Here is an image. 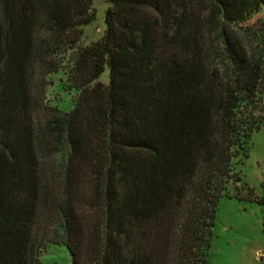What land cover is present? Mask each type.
<instances>
[{
  "label": "trees",
  "instance_id": "16d2710c",
  "mask_svg": "<svg viewBox=\"0 0 264 264\" xmlns=\"http://www.w3.org/2000/svg\"><path fill=\"white\" fill-rule=\"evenodd\" d=\"M109 2L80 47L91 0H0V264L48 244L73 264H208L264 126V39L244 27L264 0ZM71 50L74 109L42 121L35 77Z\"/></svg>",
  "mask_w": 264,
  "mask_h": 264
},
{
  "label": "rangeland",
  "instance_id": "374dc122",
  "mask_svg": "<svg viewBox=\"0 0 264 264\" xmlns=\"http://www.w3.org/2000/svg\"><path fill=\"white\" fill-rule=\"evenodd\" d=\"M109 7V0H91L93 19L82 27L80 47L102 39ZM249 18L244 23V27L249 28L246 38L256 45L257 40L264 39V5L258 12L251 13ZM73 57V51H68L56 74L45 79L36 75L34 88L41 106L36 114L40 120H45L51 109L61 113L73 111L79 95L69 81ZM98 82L109 85L108 67ZM249 151L247 159L240 157L234 162L235 173L241 181L230 183L228 195L219 202L208 264H264V203H261L264 202V126L254 133ZM45 164L48 169L51 167L49 160ZM58 164L55 163L56 167ZM40 261L41 264H73L68 249L53 244L41 250Z\"/></svg>",
  "mask_w": 264,
  "mask_h": 264
}]
</instances>
